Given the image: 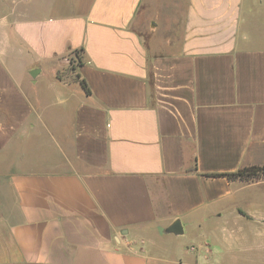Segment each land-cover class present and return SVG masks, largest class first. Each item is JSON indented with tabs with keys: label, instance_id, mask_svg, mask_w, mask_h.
Listing matches in <instances>:
<instances>
[{
	"label": "crops",
	"instance_id": "crops-1",
	"mask_svg": "<svg viewBox=\"0 0 264 264\" xmlns=\"http://www.w3.org/2000/svg\"><path fill=\"white\" fill-rule=\"evenodd\" d=\"M251 166L264 0H0V264H264Z\"/></svg>",
	"mask_w": 264,
	"mask_h": 264
},
{
	"label": "trees",
	"instance_id": "trees-1",
	"mask_svg": "<svg viewBox=\"0 0 264 264\" xmlns=\"http://www.w3.org/2000/svg\"><path fill=\"white\" fill-rule=\"evenodd\" d=\"M78 83L81 86V88L85 91V93L89 94V89L87 88L86 83L83 80H79ZM207 176H209V177H225L227 180H230V181L231 180L252 181V180H256L260 177L264 178V168L251 166V167L242 168L235 173L216 174V175H207Z\"/></svg>",
	"mask_w": 264,
	"mask_h": 264
},
{
	"label": "water",
	"instance_id": "water-1",
	"mask_svg": "<svg viewBox=\"0 0 264 264\" xmlns=\"http://www.w3.org/2000/svg\"><path fill=\"white\" fill-rule=\"evenodd\" d=\"M36 72L37 71H33L31 74L34 76ZM165 232L166 233H173L175 235L181 234L183 231H182L180 221H178V220L173 221V223H171V225L166 228Z\"/></svg>",
	"mask_w": 264,
	"mask_h": 264
},
{
	"label": "rangeland",
	"instance_id": "rangeland-1",
	"mask_svg": "<svg viewBox=\"0 0 264 264\" xmlns=\"http://www.w3.org/2000/svg\"><path fill=\"white\" fill-rule=\"evenodd\" d=\"M141 30H139V33L141 34V36H144V34L142 33V31L140 32ZM74 62H76L75 60H74ZM72 66H74V64H72Z\"/></svg>",
	"mask_w": 264,
	"mask_h": 264
}]
</instances>
